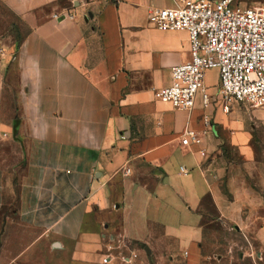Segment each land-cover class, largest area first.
Here are the masks:
<instances>
[{
	"label": "crops",
	"instance_id": "crops-1",
	"mask_svg": "<svg viewBox=\"0 0 264 264\" xmlns=\"http://www.w3.org/2000/svg\"><path fill=\"white\" fill-rule=\"evenodd\" d=\"M3 2L26 29L0 57V135L18 137L25 158L20 224L54 238L69 264L107 256L127 264L117 250L145 264L140 252L151 254L155 228L196 264L208 200L217 221L264 254V168L251 183L259 170L251 133L236 110L223 111L218 71L205 79L217 99L209 108L201 96L191 111L158 98L172 68L191 61L190 41L186 31L155 28L149 13L180 0ZM187 131L200 142L183 145ZM5 188L0 167V213Z\"/></svg>",
	"mask_w": 264,
	"mask_h": 264
},
{
	"label": "built area",
	"instance_id": "built-area-1",
	"mask_svg": "<svg viewBox=\"0 0 264 264\" xmlns=\"http://www.w3.org/2000/svg\"><path fill=\"white\" fill-rule=\"evenodd\" d=\"M149 22L162 31H186L190 41L191 61L172 68V83L160 89V102L191 111L201 96L209 108L217 99L208 93L205 79L217 70L226 114L234 103L264 109V7H242L234 0H180L176 7L151 11ZM191 141L200 142L196 132L187 131L182 144ZM136 257L123 256L122 261L131 264ZM110 261L107 256L102 264Z\"/></svg>",
	"mask_w": 264,
	"mask_h": 264
},
{
	"label": "rangeland",
	"instance_id": "rangeland-1",
	"mask_svg": "<svg viewBox=\"0 0 264 264\" xmlns=\"http://www.w3.org/2000/svg\"><path fill=\"white\" fill-rule=\"evenodd\" d=\"M236 4L247 8H262L264 0H234ZM63 8L72 7L63 3ZM26 29L20 20L9 10L3 0H0V57L8 49L18 43ZM12 66L15 65V55L12 56ZM14 82V81H13ZM12 82V86H15ZM215 82V77H213ZM13 100V106L17 107ZM222 105L219 104V106ZM238 112L237 120L246 123L251 133L257 165L251 183L259 184L264 168V109H253L245 105L233 104L231 112ZM18 116V110H16ZM17 128V127H16ZM23 144L18 137L7 140L0 135V167L4 171L5 194L4 207L0 213V264H69V255L55 247L54 238L42 237L41 232L20 224L17 220V206L19 196V181L24 174L25 158L21 156L19 148ZM21 151V150H20ZM227 156L234 157L240 163L239 154L235 149L227 146ZM205 207V238L199 247L196 264H264V254H260L257 242L251 237H244L234 228L225 227L214 216L213 204L204 201ZM4 217H8L4 224ZM119 223L115 222L113 233L118 230ZM4 228V232H2ZM104 231V230H103ZM151 254L147 255L141 249L139 262L145 264H188L187 258L175 251V241L161 237L159 228H155V237L149 246ZM117 256L122 263V257L129 255L128 250ZM136 257L135 259H137Z\"/></svg>",
	"mask_w": 264,
	"mask_h": 264
},
{
	"label": "water",
	"instance_id": "water-1",
	"mask_svg": "<svg viewBox=\"0 0 264 264\" xmlns=\"http://www.w3.org/2000/svg\"><path fill=\"white\" fill-rule=\"evenodd\" d=\"M55 246L57 247L58 246V244H55ZM149 253V252H148Z\"/></svg>",
	"mask_w": 264,
	"mask_h": 264
}]
</instances>
